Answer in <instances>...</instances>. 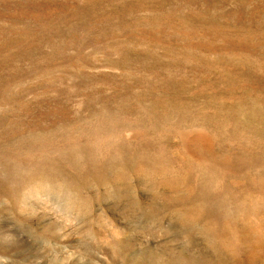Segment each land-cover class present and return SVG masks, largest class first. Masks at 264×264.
Segmentation results:
<instances>
[{"label":"rangeland","instance_id":"obj_1","mask_svg":"<svg viewBox=\"0 0 264 264\" xmlns=\"http://www.w3.org/2000/svg\"><path fill=\"white\" fill-rule=\"evenodd\" d=\"M0 197V264H264V0H0Z\"/></svg>","mask_w":264,"mask_h":264},{"label":"bare ground","instance_id":"obj_2","mask_svg":"<svg viewBox=\"0 0 264 264\" xmlns=\"http://www.w3.org/2000/svg\"><path fill=\"white\" fill-rule=\"evenodd\" d=\"M23 165V164H22ZM46 190H48V189H46ZM48 194H50L51 195V197H54V198H56V199H60V197H61V200H62V202H63V205H65L66 203H68L69 204V206L71 207L72 206V202H71V198H69V199H66V197L65 196H63L62 194H60L59 192H57V191H55V190H51V191H49V192H47ZM5 196H7L8 198H9V195L7 194H5ZM15 198H16V196H15ZM0 205H3L2 203H1V197H0ZM3 206H5V205H3ZM7 207H9V206H7ZM4 209V208H3ZM2 209V210H3ZM9 209H11L10 207H9ZM88 232H89V230H88ZM117 243H121V242H117ZM0 248L2 249V250H4V248L2 247V246H0ZM121 257V256H120ZM122 264H126L124 261L122 262V260H119ZM130 264H134V263H130Z\"/></svg>","mask_w":264,"mask_h":264}]
</instances>
